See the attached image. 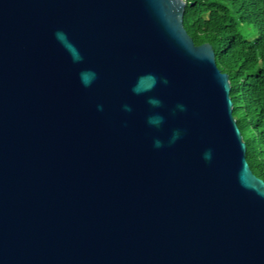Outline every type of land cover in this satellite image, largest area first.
<instances>
[{"label":"water","instance_id":"water-1","mask_svg":"<svg viewBox=\"0 0 264 264\" xmlns=\"http://www.w3.org/2000/svg\"><path fill=\"white\" fill-rule=\"evenodd\" d=\"M185 0H0V264H264V181Z\"/></svg>","mask_w":264,"mask_h":264},{"label":"trees","instance_id":"trees-1","mask_svg":"<svg viewBox=\"0 0 264 264\" xmlns=\"http://www.w3.org/2000/svg\"><path fill=\"white\" fill-rule=\"evenodd\" d=\"M185 1L183 25L196 44H211L228 74L247 162L264 181V0Z\"/></svg>","mask_w":264,"mask_h":264}]
</instances>
